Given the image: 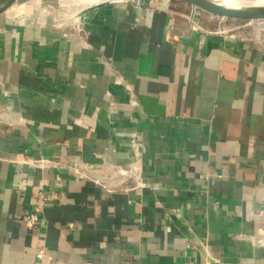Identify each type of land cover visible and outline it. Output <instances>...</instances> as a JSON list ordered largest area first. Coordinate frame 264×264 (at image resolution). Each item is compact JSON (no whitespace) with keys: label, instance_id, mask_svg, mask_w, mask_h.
Instances as JSON below:
<instances>
[{"label":"crops","instance_id":"1","mask_svg":"<svg viewBox=\"0 0 264 264\" xmlns=\"http://www.w3.org/2000/svg\"><path fill=\"white\" fill-rule=\"evenodd\" d=\"M194 12L5 17L0 264H264V38Z\"/></svg>","mask_w":264,"mask_h":264},{"label":"rangeland","instance_id":"2","mask_svg":"<svg viewBox=\"0 0 264 264\" xmlns=\"http://www.w3.org/2000/svg\"><path fill=\"white\" fill-rule=\"evenodd\" d=\"M77 1L78 0H18L17 3L0 14V25H4L5 21L8 19L11 22L17 20H30L33 17H40L42 21L44 20L55 30H63L68 27L73 28L82 22V19L86 13H88L90 8L95 6V4L83 5ZM113 1L148 3L155 2L156 0H110L106 2ZM5 17H8V19ZM232 19L233 18H226V25L230 24ZM237 20L239 21L241 19Z\"/></svg>","mask_w":264,"mask_h":264},{"label":"water","instance_id":"3","mask_svg":"<svg viewBox=\"0 0 264 264\" xmlns=\"http://www.w3.org/2000/svg\"><path fill=\"white\" fill-rule=\"evenodd\" d=\"M190 5L199 7L214 16L241 19L257 20L264 19V4H225L218 0H180ZM18 0H0V14L9 9Z\"/></svg>","mask_w":264,"mask_h":264},{"label":"built area","instance_id":"4","mask_svg":"<svg viewBox=\"0 0 264 264\" xmlns=\"http://www.w3.org/2000/svg\"><path fill=\"white\" fill-rule=\"evenodd\" d=\"M195 9L196 18L189 17L190 21L193 23L194 27L196 29L200 28V25L198 24V14L202 10L199 7L193 6ZM219 21L221 22V26L218 27L217 33H223L230 37H237L241 35L246 30H253L255 31L257 37L264 38V19H257V20H237L232 19V22L228 25H226V17H219ZM241 33V34H240ZM124 173V171H122ZM40 211H41V205H38L36 209L27 214L24 217V223L25 226L29 229L35 228L38 225V222L40 220ZM44 251H41L39 256L41 257L43 255Z\"/></svg>","mask_w":264,"mask_h":264},{"label":"bare ground","instance_id":"5","mask_svg":"<svg viewBox=\"0 0 264 264\" xmlns=\"http://www.w3.org/2000/svg\"><path fill=\"white\" fill-rule=\"evenodd\" d=\"M106 1H110V0H78L77 2H80L83 5H87V4L98 5V4H101V3L106 2ZM218 1H221L225 4H232V5H237V4L260 5V4H264V0H218Z\"/></svg>","mask_w":264,"mask_h":264}]
</instances>
